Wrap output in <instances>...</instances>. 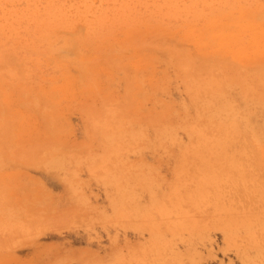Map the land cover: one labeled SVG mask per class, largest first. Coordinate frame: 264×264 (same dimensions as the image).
Segmentation results:
<instances>
[{"label": "rangeland", "instance_id": "rangeland-1", "mask_svg": "<svg viewBox=\"0 0 264 264\" xmlns=\"http://www.w3.org/2000/svg\"><path fill=\"white\" fill-rule=\"evenodd\" d=\"M0 264H264V0H0Z\"/></svg>", "mask_w": 264, "mask_h": 264}]
</instances>
